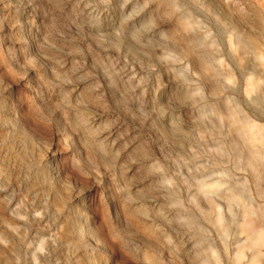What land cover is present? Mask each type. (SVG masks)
<instances>
[{"label": "clouds", "instance_id": "9594fccd", "mask_svg": "<svg viewBox=\"0 0 264 264\" xmlns=\"http://www.w3.org/2000/svg\"><path fill=\"white\" fill-rule=\"evenodd\" d=\"M0 264H264V0H0Z\"/></svg>", "mask_w": 264, "mask_h": 264}]
</instances>
